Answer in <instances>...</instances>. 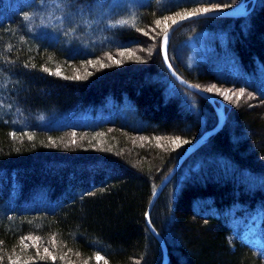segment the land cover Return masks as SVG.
I'll return each instance as SVG.
<instances>
[{
  "label": "trees",
  "instance_id": "obj_1",
  "mask_svg": "<svg viewBox=\"0 0 264 264\" xmlns=\"http://www.w3.org/2000/svg\"><path fill=\"white\" fill-rule=\"evenodd\" d=\"M116 1L59 0L64 7L51 10L52 0H0V264H93L97 254L107 264H161L146 224L150 198L218 121L207 99L166 70L165 24L243 0ZM97 4L101 18L73 11ZM167 56L184 80L229 94L212 93L223 125L149 215L167 264H264V246L240 237L260 212L264 241V0L241 17L182 23ZM30 237L52 247L55 261L22 243Z\"/></svg>",
  "mask_w": 264,
  "mask_h": 264
},
{
  "label": "water",
  "instance_id": "obj_2",
  "mask_svg": "<svg viewBox=\"0 0 264 264\" xmlns=\"http://www.w3.org/2000/svg\"><path fill=\"white\" fill-rule=\"evenodd\" d=\"M249 1H251V4L249 7H247V4L249 3ZM254 4H255V0H248V1L243 0V1L239 2L238 4H236L230 8H221L222 12L219 15H215V12L213 11V12H210L207 17H233V18L241 17V16H244L247 13H249L254 8ZM213 10H216V9H213ZM187 16H189V15H187ZM198 18H203L199 15V12H197V16H195V17H191V18L185 19L183 21H181L180 19L176 20V21H178V23L175 25L172 24L171 27L168 29V36H167L166 45H165V33L162 35V38H161V55H162V60H163V63L165 65V68L168 71V73L170 74V76L178 84L182 85L186 89H188L192 92H195L197 94H200L205 99H207L213 105L215 112L217 114L218 121H217V124L213 128L203 132L194 142L190 143L186 147L184 153L180 156V158L176 162L173 169L162 179V181L156 187V189L154 190V192L150 198V201H149V204L147 207V212H146V224H147L148 228L150 229V231L152 232V234L156 237V239L159 241V243L162 246L163 258H162L161 264H167V262H168V251H167V247H166V244H165L163 237L156 231V229L149 222V215H150L151 210L154 206V203H155L156 199L158 198V196L160 195L163 188L170 182V180L173 178V176L179 170V168L181 167L183 162L203 143V141L208 136L215 134L217 131L220 130L221 126L223 125L224 118H225L223 104L221 103L220 106H217L216 102H218V99L214 95L207 93L204 89H201L199 87L197 88L196 85L184 80L180 75H178L177 72L173 69V67H172V65L168 59V56H167L168 44H169L170 38L173 35L174 31L182 23L190 21V20L198 19ZM165 54L167 56V62L165 60Z\"/></svg>",
  "mask_w": 264,
  "mask_h": 264
},
{
  "label": "rangeland",
  "instance_id": "obj_3",
  "mask_svg": "<svg viewBox=\"0 0 264 264\" xmlns=\"http://www.w3.org/2000/svg\"><path fill=\"white\" fill-rule=\"evenodd\" d=\"M52 2H53V6L51 7V10L54 9V8L55 9L61 8V5H62V7H64L63 4L66 3V2L58 3L57 0L56 1L55 0H52ZM116 2L122 4L121 2H123V0H117ZM128 2L131 3V0H129ZM129 6H130V4H129ZM97 7L98 8L92 7L90 10H87L85 7L83 8V6H82V9H73V11H76L77 10L76 12H78V10H80V12H79L80 15L78 14L79 16H77V17H84V14H86V13H88V14H91L92 13L91 15L93 17H99V18H101L102 17V11H101L102 10V6L101 5H98ZM247 7H248V4H247ZM205 8H209L210 10H213V9H221V8H225V7H220L219 6V7H205ZM72 12H69L68 14H70ZM192 12H194V11H192ZM192 12H188V13H186L184 15H180L179 14V15L171 16L170 17L171 24H172V21L173 20H178V19H180L181 16H187V15H189ZM195 12H197V11H195ZM88 14H86V15H88ZM46 16L47 17H50V23H52L54 21H56L55 23H57V21H58L57 20V16L53 15V17H56L55 19H52V17H51L52 15H49V14H46L43 17H46ZM58 17H60V16H58ZM61 17H64V16H61ZM81 38H79V39H81ZM260 220H261L260 212H257L256 214H254L245 223V225H244V231L242 232V234L240 236L242 239H244L247 242H250L254 246L258 247V249H261L264 246V241L258 235V232H257L258 226L260 224ZM229 239H230V241H235L236 240V237H235L234 234H231L230 237H229ZM23 243L35 245L34 247L37 248L38 251L41 250L42 255H46L45 252H44V249L47 248L48 251H49V253L51 254V256H55L53 248L52 247H50V248L46 247V242H44L41 238H38V237H30V239L27 238L26 241H24ZM35 252H37V250H35ZM93 264H97V262L95 261V258H94ZM100 264H105V262L102 260L100 262Z\"/></svg>",
  "mask_w": 264,
  "mask_h": 264
},
{
  "label": "snow or ice",
  "instance_id": "obj_4",
  "mask_svg": "<svg viewBox=\"0 0 264 264\" xmlns=\"http://www.w3.org/2000/svg\"><path fill=\"white\" fill-rule=\"evenodd\" d=\"M57 2L59 3V0H57ZM209 2H211V0H209ZM213 11L215 12V15H219V14L222 12V9L210 10L209 8H203V9H200V10H199V15H200L201 17H207L208 14H209L210 12H213ZM195 16H197V12L194 11V12L190 13L189 16H187V17H186V16H181V17H180V20L183 21V20H185V19H189V18H191V17H195ZM24 17H25V19L28 18V17H27V13L24 14ZM177 23H178V21H176V20H173V21H172V24H173V25H175V24H177ZM156 24H157V26H159L160 21L157 20V21H156ZM168 27H169V26H168L167 24H165V45H166V43H167ZM123 54H124L123 52L120 53L121 56H123ZM109 59L112 60L113 58H112L111 56H109ZM165 60H166V62H167V56H166V54H165ZM113 62H114L115 64H117V65H119V64L121 63L120 60H113ZM89 64H93V62H92V61H89ZM93 66H94V64H93ZM101 67H105V65H104L103 63H101ZM45 71H48V69H45ZM57 74H58V73H57ZM89 75H90V73H89ZM74 78H75V79H83V77H80V76H77V77H74ZM198 87H199V86H197V88H198ZM205 91H206L207 93H209V94H212L213 92H215V93L221 95L225 100H228V99H229V94H228V92H227V91H221V89L217 88L215 85H213L212 87H208L207 89H205ZM243 94H244V89H240L238 93H233V95L235 96V98H236L237 101H239V99L243 96ZM13 135H14V134H13ZM73 136H75V133H73ZM28 139L31 140L32 137L29 136ZM142 139H143V138H142ZM72 143L75 144L76 141L73 140ZM171 143H172L173 145H175L176 147H180V146H181V145H180V138H179V137H176L175 139H173V140L171 141ZM185 143H187V141H185ZM29 239H30V238H29ZM22 243H23V241H22ZM25 246H27V245H25ZM34 246H35V245H34ZM44 252H45L46 255L50 256V258H51L52 261H55L56 257H55V256H51V254L49 253V251H48L47 248L44 249ZM37 255H39V251H38V249H37ZM102 260H104V257L101 256L100 254H97V255L95 256V261L97 262V264H100V262H101ZM85 264H88V262L85 261ZM105 264H107L106 261H105Z\"/></svg>",
  "mask_w": 264,
  "mask_h": 264
}]
</instances>
